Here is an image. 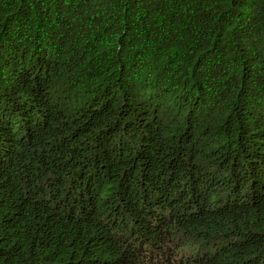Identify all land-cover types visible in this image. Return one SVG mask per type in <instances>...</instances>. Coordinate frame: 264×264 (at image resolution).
<instances>
[{
	"label": "trees",
	"instance_id": "obj_1",
	"mask_svg": "<svg viewBox=\"0 0 264 264\" xmlns=\"http://www.w3.org/2000/svg\"><path fill=\"white\" fill-rule=\"evenodd\" d=\"M0 264H264V0H0Z\"/></svg>",
	"mask_w": 264,
	"mask_h": 264
}]
</instances>
